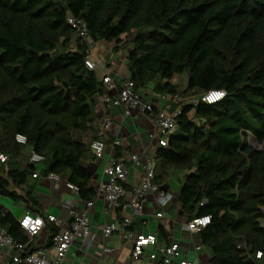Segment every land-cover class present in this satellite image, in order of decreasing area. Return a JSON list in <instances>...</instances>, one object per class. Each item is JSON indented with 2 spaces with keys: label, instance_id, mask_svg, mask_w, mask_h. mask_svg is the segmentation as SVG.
<instances>
[{
  "label": "trees",
  "instance_id": "obj_1",
  "mask_svg": "<svg viewBox=\"0 0 264 264\" xmlns=\"http://www.w3.org/2000/svg\"><path fill=\"white\" fill-rule=\"evenodd\" d=\"M69 15L86 21L93 41L127 50L137 90L154 82V92L181 97L226 91L215 103L181 104L178 132L156 152L154 180L165 186L181 178L185 219L212 216L198 233L209 264H264V0H0V153L8 156L0 190L14 200L22 196L12 187L34 172L19 161L28 150L43 154L45 172L76 185L80 198L96 197L81 162L99 138L92 116L105 87L86 67L87 45ZM184 73L181 91L171 78ZM18 133L26 143L16 141ZM0 226L27 241L11 212H0ZM58 230L52 225L50 243ZM241 241L246 246L237 248Z\"/></svg>",
  "mask_w": 264,
  "mask_h": 264
},
{
  "label": "built area",
  "instance_id": "obj_2",
  "mask_svg": "<svg viewBox=\"0 0 264 264\" xmlns=\"http://www.w3.org/2000/svg\"><path fill=\"white\" fill-rule=\"evenodd\" d=\"M69 23L76 30V37L81 43L87 45V55L85 57V65L88 69L94 70L98 62L94 58L92 49L97 45L93 41L88 32V26L84 19L69 15ZM105 87L104 92L100 95V102L105 106H124L125 114H130L133 109H139L143 113L153 116L157 124L156 138L159 146L167 147L168 139L178 132L177 116L181 112L182 103H197L199 100L206 103H215L220 101L226 95L224 89L211 88L206 90L198 99L191 98L185 102H181L183 98L180 94L156 93L157 99L146 100L142 94V89L137 90L135 83L129 76L121 83H117L115 78L107 73L102 78ZM176 104V106H174ZM103 126L108 129L112 124V117L108 114L103 118ZM16 141L26 143L27 137L22 133L16 135ZM91 151L96 158H102L105 154L107 141L103 138L92 140L90 143ZM8 158L6 154L0 153V161L3 162ZM130 160L139 164V155L137 153L129 154ZM45 156L41 153L33 151L29 156V163L38 165L43 163ZM154 160L148 159L144 170V175L139 184L133 187L128 192L124 187L129 174V165L126 163V157L110 156L105 172L108 175V180L105 181L99 193H102L108 202L109 208H121L126 211L127 206H130L132 215L124 216L119 224L109 222L104 224V235H111L114 231H118L119 236L131 244L130 258L132 260H140L146 256L152 264H195L189 257L188 252L180 241L173 240L159 244L155 249H150L157 244L158 238L156 233H144L131 228L135 215H140L144 212L145 202L148 195L154 196L158 210L156 216L164 218L166 216L165 208L172 202L174 196L165 186L157 184L154 180L155 176ZM38 171L34 170L33 176L36 177ZM48 176L52 180H60V177L49 172ZM67 185L78 192V187L67 182ZM129 193V194H128ZM128 194L130 199L128 203L123 204L122 198ZM93 199L85 200L84 205L80 206L76 202L68 200L66 205L70 209V220L66 226L61 225V220L54 214L46 215L48 221L55 222L60 225L59 230L53 235L50 245L39 247L36 250L30 248L31 239L44 228L46 220L44 216L25 210L17 219L20 228L27 234L28 240L21 241L13 237L8 230L0 226V254L4 248L9 254V258H1L0 264H73L67 259L69 248L77 240H82L85 246H89L94 239V233L91 229V218L89 212L94 205ZM206 203L203 200L201 204ZM5 214V211L2 212ZM206 221V222H204ZM212 221L210 214L195 216L192 219H185L182 223V230L190 233L198 234L202 228L209 225ZM264 227V222L262 223ZM246 246L245 242L237 243V248ZM105 251H110L112 248L104 245ZM199 251L198 247L194 249ZM263 256L262 250L256 251V257Z\"/></svg>",
  "mask_w": 264,
  "mask_h": 264
},
{
  "label": "crops",
  "instance_id": "obj_3",
  "mask_svg": "<svg viewBox=\"0 0 264 264\" xmlns=\"http://www.w3.org/2000/svg\"><path fill=\"white\" fill-rule=\"evenodd\" d=\"M92 53L98 62L94 70L100 80L107 73H110L118 84L128 77L126 49H121L117 52L120 53L121 59L126 63L125 65L121 63V66H125L121 68L115 61L113 56L114 51L107 41H97V45L92 49ZM142 94L146 100L157 102L156 92L152 89L148 91L142 89ZM95 100L96 109L92 116V122L99 129L98 137L107 141V147L102 158H96L91 151L88 157L81 162L90 173V185L96 192L94 205L89 212L94 239L87 247L82 240L74 242L67 252V259L73 264H152L146 256L140 260H132L130 258L131 244L123 240L117 230L111 235H104L102 227L104 224L109 222L119 224L122 217L131 216L132 212L130 206H127L126 211L121 210L120 214L117 210L118 208H109L107 200L102 193H99V189L108 180L105 168L108 164L109 157L115 154V145H118L121 156L126 157V163L129 165V174L125 183L128 187L127 191L130 192L134 186L140 183L148 159L152 158L154 163H156V152L160 147L156 138V121L153 116L147 115L139 109H133L130 114H125L123 105L120 107L102 105L99 95L95 96ZM108 114L112 117V124L106 129L102 121L105 115ZM91 135L92 131L85 133L84 139H90ZM26 152L27 154L19 159L23 168L29 164V156L32 153L31 150ZM131 153H137L139 155V164L130 160L129 154ZM1 164L2 162L0 161V166ZM34 170L38 171L36 177L33 176L32 172L28 175L29 177L26 183L19 187H12V189L22 196V199H13L18 208L17 211L0 204V212L9 211L16 219L27 209L33 213L44 215L45 217L48 213H51L61 220L62 226H66L70 220V209L66 205L67 201L70 200L82 206L85 200L80 198L78 192L71 189L67 185V182L61 178L60 180H52L47 172H45L44 163L36 165ZM4 176L6 175L4 174ZM175 182L179 184L176 185L178 186L176 191L172 190ZM181 182V178L176 176L166 182L165 187L173 192L175 197L165 208L166 216L163 219L156 216L158 207L154 196L150 194L145 202L144 212L134 216L131 228L144 233L157 234V244L148 249V251L155 249L159 244L177 240L185 247L189 257L195 264H209L211 254L200 243L199 234L182 230L181 226L185 217L179 214L178 206ZM1 194L3 193L0 190V200L2 198ZM128 194L122 198L121 202L123 204L128 203L130 199ZM28 195L37 200V203L27 202L26 197ZM50 223L46 220L41 232L31 239L30 248L46 247L49 245L52 225L60 227L58 223ZM160 227L164 229L166 235L161 233ZM104 245L112 248V250L105 251L103 249ZM195 247L199 248L198 252L194 250ZM0 255L2 259L4 257L6 259L9 258V254L4 248L1 250Z\"/></svg>",
  "mask_w": 264,
  "mask_h": 264
},
{
  "label": "rangeland",
  "instance_id": "obj_4",
  "mask_svg": "<svg viewBox=\"0 0 264 264\" xmlns=\"http://www.w3.org/2000/svg\"><path fill=\"white\" fill-rule=\"evenodd\" d=\"M122 50H125V48H122ZM122 53H123V51H122ZM113 56H114V59L118 63L120 68L121 67H125L124 65L126 63L124 62L123 59H121L120 53L114 52ZM121 63H123L124 65L121 66ZM187 79H188L187 73L175 74L174 77L172 78V83L176 84L178 86V88L182 91V90L185 89V87L187 85ZM154 84H155L154 82L148 83L143 88V90L144 91H148L150 89L153 90ZM198 94H199V90H197L196 93H191V94H189L186 97H182L183 100L181 102H185V101H187L188 99H191V98L198 99ZM248 140H249V143L252 146L256 147V148L260 149L262 147L261 144L251 134H248ZM176 185H179V184L175 182V186L174 185L172 186V190H174V191L177 190L178 186H176ZM1 197L2 198L0 200V204L4 205L6 208H13L15 211H17L18 208L16 207L15 201L13 200V198L11 196H8V195H5V194H1ZM174 197L175 196H173L172 201L174 200Z\"/></svg>",
  "mask_w": 264,
  "mask_h": 264
},
{
  "label": "clouds",
  "instance_id": "obj_5",
  "mask_svg": "<svg viewBox=\"0 0 264 264\" xmlns=\"http://www.w3.org/2000/svg\"><path fill=\"white\" fill-rule=\"evenodd\" d=\"M204 222H206V221H204Z\"/></svg>",
  "mask_w": 264,
  "mask_h": 264
}]
</instances>
